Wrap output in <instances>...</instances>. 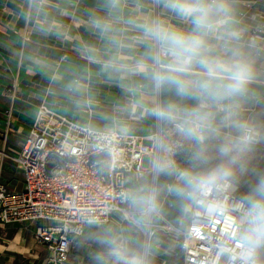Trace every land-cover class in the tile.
I'll list each match as a JSON object with an SVG mask.
<instances>
[{
	"label": "crops",
	"instance_id": "obj_1",
	"mask_svg": "<svg viewBox=\"0 0 264 264\" xmlns=\"http://www.w3.org/2000/svg\"><path fill=\"white\" fill-rule=\"evenodd\" d=\"M8 1L20 11L8 7ZM106 3L0 0V152L17 153L42 102L63 115L80 117L93 129L152 138L155 119L149 108L158 96L149 91V82L136 61L156 49L138 42V24L165 17L173 25L184 26L169 19L171 13L161 3L155 9V0H121L118 31L114 37L102 35L95 22L108 15ZM63 54L67 58L61 60ZM253 58L264 68V55ZM263 80L264 75L256 85L261 86ZM262 95L255 88L254 98ZM0 181L14 190L23 185L21 168L1 153ZM38 224L47 223L0 224V264H48V249L33 239ZM113 240L122 248L139 252L140 235L116 216L105 226L87 225L73 242L66 264H117L111 254L113 245L107 243ZM161 259L171 264L163 251L147 264H159Z\"/></svg>",
	"mask_w": 264,
	"mask_h": 264
},
{
	"label": "built area",
	"instance_id": "obj_2",
	"mask_svg": "<svg viewBox=\"0 0 264 264\" xmlns=\"http://www.w3.org/2000/svg\"><path fill=\"white\" fill-rule=\"evenodd\" d=\"M169 19L181 21L173 14ZM228 22L246 49L257 58L264 55V0H234ZM66 58L67 54L61 56V60ZM259 85L264 91V80ZM253 110L247 108L250 115ZM86 112L91 115L92 109ZM171 143L175 160L177 145ZM255 145L264 147L260 140ZM155 148L151 138L93 129L80 117L63 115L42 102L17 153L0 152L21 168L23 176L19 190L0 181V224L46 222L34 227L33 239L48 249V264H66L73 242L87 225L105 226L116 216L141 230L146 264L162 251L178 264H261L257 247H246L241 239L247 205L231 181L187 197L178 222L161 212L172 204V184L165 186L155 211L131 208V178L149 173L150 193H157V173L152 166ZM145 157L150 159L148 167L143 166ZM173 183H177L175 177ZM167 262L161 259L159 264Z\"/></svg>",
	"mask_w": 264,
	"mask_h": 264
},
{
	"label": "clouds",
	"instance_id": "obj_3",
	"mask_svg": "<svg viewBox=\"0 0 264 264\" xmlns=\"http://www.w3.org/2000/svg\"><path fill=\"white\" fill-rule=\"evenodd\" d=\"M158 2L188 26L178 27L165 17L138 24V42L156 49L136 61L149 82V91L157 96L168 92L175 98L149 108L161 126L152 166L157 173L175 177L177 183L170 191L194 198L207 189L223 187L243 170L253 145L264 138V122L246 109L264 68L257 66L252 52L240 43L238 32L228 22L234 0ZM120 7L121 0H107L108 15L95 22L102 35L114 37L118 31ZM113 42L119 43L115 38ZM169 126L188 145L192 167H180L173 159ZM131 199L147 212L156 210L154 191ZM246 205L247 227L241 239L246 247H259L264 244V182L246 198ZM107 243L113 245L111 254L117 264H146V253L131 252L114 240Z\"/></svg>",
	"mask_w": 264,
	"mask_h": 264
},
{
	"label": "rangeland",
	"instance_id": "obj_4",
	"mask_svg": "<svg viewBox=\"0 0 264 264\" xmlns=\"http://www.w3.org/2000/svg\"><path fill=\"white\" fill-rule=\"evenodd\" d=\"M155 9L158 7V0H155ZM158 102V101H157ZM156 102V103H157ZM155 125L153 128V135H152V140L156 144V137L158 134H160V125L158 122L155 120ZM167 135L169 137L170 142H174L177 145V151L179 149H184L188 148V145L184 143V141L179 137L178 134H176L174 131L171 130V127H168ZM260 141H263V138L260 139ZM155 154L157 155L158 149L157 146L154 149ZM176 155V154H175ZM215 163V161L213 162ZM150 164V159L148 157L144 158L143 161V166L148 167ZM190 166H192L191 163H186ZM207 167V166H205ZM204 170L203 168H198L197 171H202ZM157 173V172H156ZM134 177V176H133ZM229 181L234 183L238 188H237V193L241 197L246 198L250 196L254 190L260 185L261 182H264V152L257 150V148L252 147V150L250 153L247 155L246 160H245V165L243 170H238L236 174L234 175L233 178H231ZM129 188L131 191L132 195L137 196H146L150 193L151 190V175L149 173L146 174H141L137 178H132L129 181ZM165 192V188L157 186V193H156V208H160L159 206V196ZM131 208L138 207L142 208L144 206L140 205L138 206L137 204H134L133 201L130 203ZM185 209V208H184ZM130 224V223H129ZM132 228H134L138 234L140 235V242L139 244V253L143 254V247H144V240L142 236V232H140L136 226L130 224ZM247 225L245 224V229ZM164 246V245H163ZM153 248V246H152ZM137 249V248H136ZM258 249V254H257V261L260 263L261 261H264V244L261 246L257 247ZM153 250V249H152ZM150 250V251H152ZM131 252H135L134 249L131 250ZM177 253V252H176ZM149 259V258H148ZM171 259V258H170ZM153 261V260H152ZM149 262V260H148ZM171 264H178V261L172 257Z\"/></svg>",
	"mask_w": 264,
	"mask_h": 264
},
{
	"label": "trees",
	"instance_id": "obj_5",
	"mask_svg": "<svg viewBox=\"0 0 264 264\" xmlns=\"http://www.w3.org/2000/svg\"><path fill=\"white\" fill-rule=\"evenodd\" d=\"M254 88H259L261 93L263 94V97L261 98H253L248 105L246 106H252L254 108L253 110V116L256 117L261 122H264V91L261 86L254 85ZM169 99H175L171 93L165 92L160 94V102L169 100ZM187 104L193 103L192 101H185ZM262 144H264V138L263 141H261ZM254 148H257V150L264 152V147L253 145ZM175 161L178 165H184L186 163H191L192 161L189 158V149H179L175 156ZM193 163V162H192ZM156 182L157 186L165 188L167 184H176L173 183V177L165 175L163 173H157L156 174ZM174 195L172 197V204L170 206H164L161 209L162 214L165 215L166 218L175 220L178 222L179 216L181 217L184 212V208L188 202V198L186 196H180L177 195L173 191ZM163 215V216H164ZM187 223V219H184L182 224L185 225ZM178 249V248H177ZM261 264H264V261L260 262Z\"/></svg>",
	"mask_w": 264,
	"mask_h": 264
},
{
	"label": "water",
	"instance_id": "obj_6",
	"mask_svg": "<svg viewBox=\"0 0 264 264\" xmlns=\"http://www.w3.org/2000/svg\"><path fill=\"white\" fill-rule=\"evenodd\" d=\"M6 5L8 6V7H10V8H12L13 10H15V11H20V8L16 5V4H14L13 2H11V1H8L7 3H6ZM158 102H160V95L158 96Z\"/></svg>",
	"mask_w": 264,
	"mask_h": 264
}]
</instances>
